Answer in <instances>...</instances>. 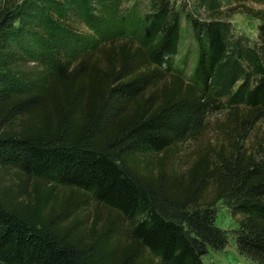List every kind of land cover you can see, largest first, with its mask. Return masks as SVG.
<instances>
[{"label": "trees", "instance_id": "obj_1", "mask_svg": "<svg viewBox=\"0 0 264 264\" xmlns=\"http://www.w3.org/2000/svg\"><path fill=\"white\" fill-rule=\"evenodd\" d=\"M121 2L0 0V264H203L226 244L218 203L237 219L238 253L264 264L259 132L245 146L264 121V8L247 12L260 21L248 48L221 12L150 0L135 20ZM183 14L197 46L188 81L174 69ZM223 111L189 165L168 164Z\"/></svg>", "mask_w": 264, "mask_h": 264}, {"label": "rangeland", "instance_id": "obj_2", "mask_svg": "<svg viewBox=\"0 0 264 264\" xmlns=\"http://www.w3.org/2000/svg\"><path fill=\"white\" fill-rule=\"evenodd\" d=\"M176 5L183 7L186 12L198 16L201 20H205L209 17L210 12L229 13V10L234 9V13H231L228 17L222 16V20L229 24V36L232 40H240L241 46L243 44L248 48H257L259 45L257 27L260 21L247 13L262 10L264 8V0H173ZM21 2V0H18ZM137 13L134 17L135 20H142L143 16L150 12V0H122L121 10H133ZM55 15L49 11V16L43 14L41 27L45 34H52L55 32V21L53 20ZM72 24L77 27L78 30L87 31L86 27L78 20L72 21ZM90 33V32H89ZM128 34L131 35L129 31ZM128 37V36H127ZM131 39L128 37L127 39ZM24 45L28 48L30 56H39L42 54L43 49L34 43V37L25 39ZM197 59V46L193 38L192 30L187 23L184 14L181 18L180 26V40L178 44V54L175 63V71L180 73L185 81H188L193 71L195 62ZM29 62L27 66H31ZM225 112H216L208 117L209 128L199 141H191L186 143L178 152L170 156L168 164H177L181 169H184L192 161L194 152L198 147H201L210 140L214 132V122L222 120ZM259 132V136L264 141V121L259 122L253 131L250 133L248 139L245 142V146H249L256 138V134ZM179 168V169H180ZM98 210L104 218L108 212L104 208H96L94 204L86 210L89 214ZM215 226L225 233L226 244L222 249L216 250L210 247L207 248V254L202 258L203 264H255L244 256L240 255L237 251L235 244L234 233L238 229L236 218L230 213V211L221 203H218L215 207Z\"/></svg>", "mask_w": 264, "mask_h": 264}]
</instances>
